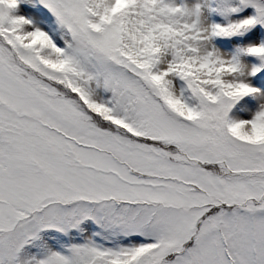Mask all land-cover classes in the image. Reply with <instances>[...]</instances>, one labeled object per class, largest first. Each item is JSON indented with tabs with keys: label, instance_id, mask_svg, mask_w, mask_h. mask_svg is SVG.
I'll return each instance as SVG.
<instances>
[{
	"label": "snow or ice",
	"instance_id": "6c2138e0",
	"mask_svg": "<svg viewBox=\"0 0 264 264\" xmlns=\"http://www.w3.org/2000/svg\"><path fill=\"white\" fill-rule=\"evenodd\" d=\"M0 264H264V0H0Z\"/></svg>",
	"mask_w": 264,
	"mask_h": 264
}]
</instances>
